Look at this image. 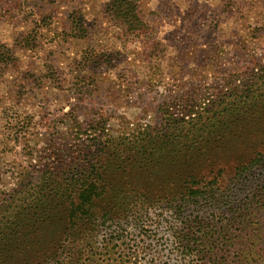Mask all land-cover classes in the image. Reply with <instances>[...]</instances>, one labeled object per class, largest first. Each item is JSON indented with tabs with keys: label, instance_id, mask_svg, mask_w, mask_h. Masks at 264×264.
Returning a JSON list of instances; mask_svg holds the SVG:
<instances>
[{
	"label": "rangeland",
	"instance_id": "obj_1",
	"mask_svg": "<svg viewBox=\"0 0 264 264\" xmlns=\"http://www.w3.org/2000/svg\"><path fill=\"white\" fill-rule=\"evenodd\" d=\"M124 2L134 6L126 18L112 12L119 0H0V201L50 140L58 147L73 126L84 139L91 119L122 137L158 125L164 109L193 119L235 103L183 156L130 170L127 185L149 193L174 191L165 176L183 164L206 180L225 178L264 154V96L254 106L220 101L264 64V0ZM61 234L47 225L21 237L0 264H44ZM259 247L264 264V240Z\"/></svg>",
	"mask_w": 264,
	"mask_h": 264
},
{
	"label": "trees",
	"instance_id": "obj_2",
	"mask_svg": "<svg viewBox=\"0 0 264 264\" xmlns=\"http://www.w3.org/2000/svg\"><path fill=\"white\" fill-rule=\"evenodd\" d=\"M122 1L112 4L118 18L134 7ZM252 79L221 103L234 98L254 106L264 96V64ZM225 105L218 116L211 108L193 119L164 109V121L122 137L108 136L102 122L91 119L84 139L82 129L73 126L58 147L50 140L49 153L19 174L16 187L0 201V258L21 237L59 225L61 238L44 264H260L263 153L225 178L218 172L206 180L183 164L165 176L176 186L168 195L127 185L131 169L149 168L170 154L181 157L206 129L219 128L217 118L235 103ZM76 113L71 107L66 115L74 121ZM105 253L114 261L109 257L103 263Z\"/></svg>",
	"mask_w": 264,
	"mask_h": 264
}]
</instances>
